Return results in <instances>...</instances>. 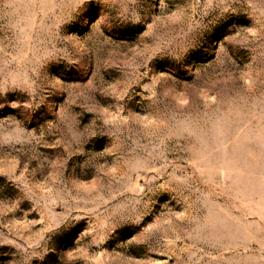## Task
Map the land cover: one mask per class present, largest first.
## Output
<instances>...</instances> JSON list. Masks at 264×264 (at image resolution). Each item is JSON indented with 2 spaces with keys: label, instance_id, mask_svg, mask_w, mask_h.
Returning <instances> with one entry per match:
<instances>
[{
  "label": "rangeland",
  "instance_id": "obj_1",
  "mask_svg": "<svg viewBox=\"0 0 264 264\" xmlns=\"http://www.w3.org/2000/svg\"><path fill=\"white\" fill-rule=\"evenodd\" d=\"M0 264H264V0H0Z\"/></svg>",
  "mask_w": 264,
  "mask_h": 264
}]
</instances>
